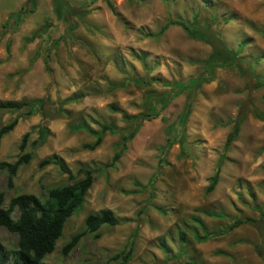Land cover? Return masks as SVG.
<instances>
[{
    "label": "rangeland",
    "instance_id": "374dc122",
    "mask_svg": "<svg viewBox=\"0 0 264 264\" xmlns=\"http://www.w3.org/2000/svg\"><path fill=\"white\" fill-rule=\"evenodd\" d=\"M62 1L72 10L84 6L88 12L80 20L71 19L75 28L70 32L56 20L52 0H36L33 13L8 25L4 24L7 16L24 0H0V102L45 96L50 102L42 113L23 120L21 111L0 112V127L17 118L12 131L0 139V162L16 160L25 133L29 134L25 152L32 150L30 161L17 169L9 185L7 173L0 170L3 207L18 194L44 198L48 189L69 183L56 166L39 168L37 164L44 158L60 157L75 178L80 177L76 175L79 168L109 161L118 136L104 134L100 145L89 151L81 146L94 139L84 132L69 133L68 126L82 122L98 130L99 124L111 123L125 130L129 124L122 120L121 112L128 116L144 113L145 96L166 90L155 82L137 88L129 79L183 82L203 72L202 62L211 48L187 38L181 27H167L156 38L148 36L167 20L207 24L210 31L217 28L223 45L238 52L242 67L249 71L243 76L233 66L217 68L213 80L201 85L184 124L183 157H179V134L175 130L168 134L166 127L180 113L186 92L174 97L157 118L143 121L114 169L94 175L82 206L66 220L53 251L43 261L116 264L109 258L132 241L126 264H214L209 259L216 257L228 264L221 258L226 254L230 264H238L231 245L239 241L251 246L257 264H264L254 249L261 244L264 250V241L260 243V233L251 224L234 237L229 231L202 243L194 235L202 234L201 226L193 221L197 218L210 231L233 219H257L255 207L264 211V122L253 116V111L264 114V86H253L255 80L264 82V0ZM43 26L47 27L45 33L23 44ZM122 82H127L123 88L111 89ZM70 98L77 99L62 105L65 114L55 115L57 104ZM240 105L245 109L238 136L223 153ZM111 106L119 111L111 112ZM39 126L48 135L34 146ZM216 166V185L205 193ZM101 210H109L120 223L100 227L98 239L94 234L84 235L62 256L63 245L82 230L85 216ZM203 211L217 217L210 218ZM178 231L186 235L183 244ZM261 234L264 236V228ZM0 243L4 249L14 248L16 236L0 228ZM246 264L253 263L246 260Z\"/></svg>",
    "mask_w": 264,
    "mask_h": 264
},
{
    "label": "trees",
    "instance_id": "16d2710c",
    "mask_svg": "<svg viewBox=\"0 0 264 264\" xmlns=\"http://www.w3.org/2000/svg\"><path fill=\"white\" fill-rule=\"evenodd\" d=\"M53 13L57 21L64 23L65 30L70 32L74 30L72 25V18L76 17L78 20L82 19L85 13H88L82 9L72 10L62 0H52ZM36 0H24L23 4L17 11L7 16L5 25L11 23H18L27 14L33 13L35 10ZM109 5V3H107ZM110 8V6H109ZM111 9V8H110ZM112 11V9H111ZM178 26L181 27L187 38L202 42L211 48L210 54L202 62L204 68L203 72L196 77L188 78L185 81H174L160 83L155 79H141L133 77L129 79L128 83H132L137 88H146L155 82L159 87L166 88L161 93H150L144 98L143 106L146 105L144 113L136 116H128L121 112L122 120L129 124V127L125 130L116 129L111 123H101L98 125V130L90 128L87 124L77 122L68 126L69 133L84 132L88 136H91L94 140L90 145H82L81 149L92 151L97 148L104 136V134L118 136L119 139L113 147V153L107 163L99 165H91L79 168L76 171V175L80 176L75 178L71 175L70 171L66 168L62 159L58 156H50L40 160L37 164L39 168H43L48 165H53L58 168L61 174L66 175L68 184H64L58 187L50 188L46 191L44 198H39L32 194H18L11 197L6 207H3L4 195L0 192V228L5 229L7 232L16 236V245L14 248L4 249L0 243V264H47L43 261L44 257L50 254L53 249L56 240L61 236L64 223L66 220L80 208L83 204L87 190L93 183L96 173L100 171L112 170L119 161L122 153L125 151V146L130 141L136 129L143 121H150L158 117L159 112L176 96L182 92H186L185 100L180 113L174 119V121L166 127L168 134L173 130L179 134L177 139L180 153L179 157H183L184 149V124L190 113L191 104L194 100V96L201 85L211 82L213 80L214 70L219 68H228L230 66L235 67L243 76L249 71L242 67V59L238 58V52L231 51L226 48L219 39V32L216 28L215 31H210V26L207 24L198 26L196 22H186L182 20H167L165 25L153 35L149 37H159L167 27ZM47 27L43 26L35 30L29 37L23 40V44L31 43L39 33H45ZM9 47V40L5 43V50ZM127 82L114 85L111 89L123 88ZM254 88L263 87L264 82L258 80L254 81ZM77 98H70L58 103L55 109V115L59 116L65 114L62 108L63 104L75 101ZM48 97L32 98L22 101H3L0 102V112H22L21 119H27L37 113H42L44 108L49 105ZM244 105H240L238 114L232 121V126L227 133L223 143V153L229 147L230 143L234 141L239 132V126L244 119ZM110 111L113 113L118 112L115 107H110ZM253 116L256 119L264 122V114H260L253 111ZM17 124V118L12 119L9 123L0 127V139L8 134ZM37 141L34 146L41 145L46 136L48 130L45 127H37ZM28 133L21 136L20 142L17 146L18 157L12 164L0 162V170L7 173V184L11 182V178L16 174L17 169L30 161L32 150L25 152L27 148ZM169 144L164 146L161 150H166ZM34 147H32L33 149ZM221 155L220 160H222ZM218 179V166H216L213 174L208 179V185L205 188V193H210L216 185ZM132 193V192H128ZM258 212V219H233L227 226H219L218 228L210 231H206L200 221L194 218L193 221L201 226V235L196 236V241L202 242L208 238H219L222 235L227 234L232 229L243 225L251 224L260 233V243L264 241V236L261 234L263 230V216L264 211L260 207H255ZM203 214L210 218L217 217L213 212L203 211ZM120 222L117 220L109 210H101L96 213H89L85 216L82 222V230L73 234L68 242H66L62 249L61 255L66 256L70 251L74 249L77 242L81 237L86 234H94V239H98L100 234L97 233L100 227H113ZM179 243L182 244L186 240V235L182 231L177 232ZM162 244V242H161ZM179 246V245H178ZM257 255L264 262V250L261 244L254 246ZM163 249V247H162ZM133 251V242H128L124 248L111 256L109 259L115 261L116 264H126L131 258ZM187 264H193L188 262Z\"/></svg>",
    "mask_w": 264,
    "mask_h": 264
},
{
    "label": "crops",
    "instance_id": "0c3cea01",
    "mask_svg": "<svg viewBox=\"0 0 264 264\" xmlns=\"http://www.w3.org/2000/svg\"><path fill=\"white\" fill-rule=\"evenodd\" d=\"M239 133V132H238ZM238 136V134H237ZM237 138V137H236ZM245 218H249V217H245ZM252 219V218H249ZM258 219V218H257ZM254 219V220H257ZM247 224H243L240 225L234 229H232L229 234H231L232 236L234 234H237V232H240V229L242 230ZM263 228H264V216H263ZM256 231V230H255ZM257 233V231H256ZM223 236V235H222ZM221 236V237H222ZM234 237V236H233ZM259 239V238H258ZM203 243V242H202ZM231 246H234L233 250L237 253L235 255L236 259L238 258V264H246V260L251 261L253 264H257V257L255 255V252L253 251V249L251 248V246L249 248H247L246 243H242L239 241H236L235 243L233 242ZM220 254H223V252H221ZM222 256V255H221ZM206 259L209 257L208 254L205 255ZM223 260L226 259L227 263L230 264V259L228 257V255L226 254V257H221ZM209 261H213L214 264H224L222 260H219V258L216 257V259L212 260L209 259Z\"/></svg>",
    "mask_w": 264,
    "mask_h": 264
}]
</instances>
